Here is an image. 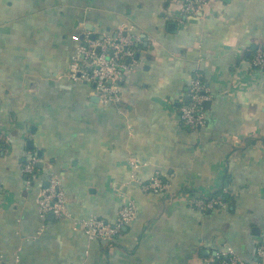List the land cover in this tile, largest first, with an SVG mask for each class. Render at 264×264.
Wrapping results in <instances>:
<instances>
[{"label":"crops","instance_id":"0c3cea01","mask_svg":"<svg viewBox=\"0 0 264 264\" xmlns=\"http://www.w3.org/2000/svg\"><path fill=\"white\" fill-rule=\"evenodd\" d=\"M88 25L94 35L123 25L141 40L117 107L66 76L73 37ZM255 47L264 50V0H208L194 17L164 0H0V264H213L226 248L255 261L264 240ZM196 73L212 98L207 124L189 130L178 112ZM29 155L42 165L32 184L21 172ZM131 160L142 164L137 181ZM50 173L66 196L60 218L38 211ZM156 173L168 194L143 192ZM223 189L224 209L192 207ZM125 198L136 218L110 243L88 239L81 224H113Z\"/></svg>","mask_w":264,"mask_h":264},{"label":"built area","instance_id":"2783aa9c","mask_svg":"<svg viewBox=\"0 0 264 264\" xmlns=\"http://www.w3.org/2000/svg\"><path fill=\"white\" fill-rule=\"evenodd\" d=\"M166 3H179L183 13L197 16L207 4L208 0H164ZM91 32L86 31L81 39L73 37L78 44L75 56L68 65L67 78L74 83L87 84L92 87L93 95L98 98L102 107H117L121 103V84L125 77L138 66L137 52L141 42L138 35L130 33L128 27L119 26L110 33H99L91 38ZM253 68L264 69V50L257 49L250 59ZM189 102L181 104L178 120L189 130L201 129L207 124L208 117L204 103L211 100L209 89L205 85L201 74L192 76L189 86ZM3 133L0 130V143ZM39 159L36 155H29L21 172L27 184H32L37 176ZM142 166L136 160L129 162L132 171L131 179L136 180L135 173ZM46 186H42L38 194V211L40 215H53L60 218L67 215L66 196L59 178L50 173L45 179ZM143 192L153 194H168L169 185L158 173L151 176L147 182L141 183ZM226 189L221 191L225 195ZM222 195H215L209 199L195 198L191 201L193 208L198 210L219 211L225 208ZM137 216L135 203L123 200L113 224L99 218H90L81 224V230L90 240H100L110 243L120 229L132 222ZM213 264H264V240L256 241L255 261L246 263L240 260L232 249L226 248L215 252Z\"/></svg>","mask_w":264,"mask_h":264},{"label":"water","instance_id":"95a60500","mask_svg":"<svg viewBox=\"0 0 264 264\" xmlns=\"http://www.w3.org/2000/svg\"><path fill=\"white\" fill-rule=\"evenodd\" d=\"M90 25H88L87 27H86V29L88 30V31H91V32H93V28L92 27H89ZM175 26V24H170L169 25V28L171 29V28H173ZM94 34H91V38H94ZM255 50L257 49L256 47L254 48ZM136 58H138V55H137V57ZM204 105H205V107L206 108H208L209 106H210V102L208 101V102H205L204 103ZM28 146H29V148H31L32 147V143L29 141L28 142V144H27ZM40 156V155H39ZM37 167L38 168H41L42 167V165H41V163H38V165H37ZM44 186H46V183L44 184ZM51 217H53V215H51V214H49Z\"/></svg>","mask_w":264,"mask_h":264},{"label":"trees","instance_id":"16d2710c","mask_svg":"<svg viewBox=\"0 0 264 264\" xmlns=\"http://www.w3.org/2000/svg\"><path fill=\"white\" fill-rule=\"evenodd\" d=\"M254 53H255V51L250 52V54H249V57H250V58H249V59H251V58L253 57ZM221 191H222V190H220V191L218 192L219 195H222V194H221ZM222 196H223L224 198H226L227 195H222Z\"/></svg>","mask_w":264,"mask_h":264}]
</instances>
